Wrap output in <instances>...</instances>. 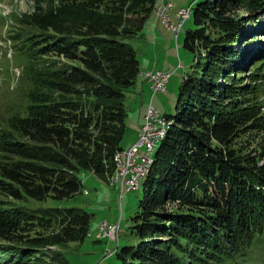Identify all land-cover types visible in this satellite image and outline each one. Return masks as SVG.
<instances>
[{
    "label": "trees",
    "instance_id": "1",
    "mask_svg": "<svg viewBox=\"0 0 264 264\" xmlns=\"http://www.w3.org/2000/svg\"><path fill=\"white\" fill-rule=\"evenodd\" d=\"M29 1L0 15L27 84L0 124V264H65L58 248L82 243L92 215L16 201L71 198L81 170L113 176L141 74L128 41L158 0ZM192 17V71L131 218L138 243L118 264H236L254 243L264 261V43L250 47L264 37V0H204Z\"/></svg>",
    "mask_w": 264,
    "mask_h": 264
},
{
    "label": "rangeland",
    "instance_id": "2",
    "mask_svg": "<svg viewBox=\"0 0 264 264\" xmlns=\"http://www.w3.org/2000/svg\"><path fill=\"white\" fill-rule=\"evenodd\" d=\"M203 1L158 0L157 2L160 5L168 2L173 4L174 7L169 11V14L174 23H177L175 16L179 9L186 8V13L191 10V17L182 25L177 39L173 32L168 30L154 14L157 19L156 22L160 23L159 29L156 28V23L152 24L154 21L152 15V18L150 17L146 22L141 35L128 41L137 51L141 70L148 71L146 73L160 71L169 74L170 77L164 94H153L150 84L141 75L137 80L139 83L137 85L140 86L138 101L131 103V91L126 94V133L121 142L122 148H127L137 141V139L133 138L136 130L143 125L144 116L149 107L159 111L161 117L175 114L180 84L184 76L191 73L193 64V55L185 50L183 42L186 32L195 29L192 17L193 10L198 3ZM30 9L31 2L29 0H0V15L4 17H9L13 12L27 13ZM10 25V21L7 24L0 23L1 125L4 124V120L9 113L8 110L25 105L24 95L27 90V84H23L20 81L22 74L21 65L14 58V49L8 42L7 35ZM263 25L264 21L261 20L260 25L255 29H259ZM152 30H156L160 37L157 46L152 45ZM263 43L264 37L255 41L250 47L251 49H256ZM141 85H143V90ZM135 128L137 129L135 130ZM153 156L154 154L152 153L151 158ZM77 176L83 186L80 193L71 198L61 200L47 198L37 201L26 197L16 201V205L25 206L32 210L76 208L91 214L90 232L87 238L82 243H68L58 248L63 255L65 264H118L115 252L122 247L134 246L138 243L136 235L131 233L130 228L131 218L135 215L138 201L143 194L144 179L139 180L136 191H128L127 187H124L121 191L119 184L114 185L112 183V176L107 182L100 180L86 170H81ZM103 223L119 226L116 240H98L96 238ZM236 264H264L261 258V250L257 243H254L245 257L239 258Z\"/></svg>",
    "mask_w": 264,
    "mask_h": 264
},
{
    "label": "built area",
    "instance_id": "3",
    "mask_svg": "<svg viewBox=\"0 0 264 264\" xmlns=\"http://www.w3.org/2000/svg\"><path fill=\"white\" fill-rule=\"evenodd\" d=\"M172 9L173 7L169 3L163 4L161 10H159L158 19L162 21L163 25L168 30L173 32L177 39L180 27L187 21L186 8H181L176 12L175 18L177 23H174L169 14V11ZM169 77V74L160 71H152L144 74L145 81L150 84L153 94L165 93ZM167 120L165 116L161 117L159 111L152 107H149L147 110L137 141L132 144L127 151H124L125 166H120L121 191L124 187H127L128 191H136L137 184L143 175L146 162H149L152 147L160 138L162 122ZM103 225H109V232H100L98 240H116L115 238L118 236L119 226L110 223Z\"/></svg>",
    "mask_w": 264,
    "mask_h": 264
},
{
    "label": "bare ground",
    "instance_id": "4",
    "mask_svg": "<svg viewBox=\"0 0 264 264\" xmlns=\"http://www.w3.org/2000/svg\"><path fill=\"white\" fill-rule=\"evenodd\" d=\"M169 4L172 5V7H174L173 4H171V3H169ZM161 6L162 5H160V4L156 5L155 11H154V14L157 16V18L159 17V10H161ZM190 17H191V12L189 10L186 13V20L188 21L190 19ZM180 29H181V27H180ZM180 29H179V31H180ZM179 31H178V35H179ZM169 125H170V123L168 120L162 122V130L160 131V138L157 140L155 145L152 147L151 154L152 153L154 154V151L156 150L158 144H160V142L164 138L165 132H166ZM127 150L128 149H123L119 153H117L116 158H115V171H114L113 176L111 177L112 183H114V185L119 184L120 187H121L120 166H125L124 151H127ZM151 163H152V158L150 155L149 162H146L145 168L143 170V175L140 179H144L147 176ZM137 188H138V184H137L136 189ZM103 224H108V223H103ZM103 224L101 225L100 231H99L98 235L96 236L97 239L100 237V232H109V225H103Z\"/></svg>",
    "mask_w": 264,
    "mask_h": 264
},
{
    "label": "crops",
    "instance_id": "5",
    "mask_svg": "<svg viewBox=\"0 0 264 264\" xmlns=\"http://www.w3.org/2000/svg\"><path fill=\"white\" fill-rule=\"evenodd\" d=\"M158 4H159V3L157 2L156 5H158ZM152 15H153V16H152ZM152 15H151V16L154 17V21H153L152 24L156 23V28L159 29V24H160V23H159V22H156V21H157L156 16H155L154 14H152ZM151 16H150V17H151ZM152 17H151V18H152ZM149 19H150V18H149ZM149 19H148V20H149ZM148 20H147V21H148ZM145 25H146V23H145ZM169 32H170V31H169ZM159 40H160V37H159V34L157 33V31H156V30H152V31H151V41H152V45H153V46H157V43L159 42ZM139 63H140V62H139ZM147 68H148V67H147ZM140 71H141V74H140V75L142 76V78H144L143 75H144L146 72H148V71H144V70H141V69H140ZM137 84H139L138 81H136L135 86H134L132 89H130V91H131V92H130V95H131V96H130V97H131V103H133V102H137V101H138V97H139V87H140V86H138ZM142 87H143V85H141V89H142ZM142 90H143V89H142ZM128 93H129V92H128ZM125 100H126V99H125ZM129 100H130V99H129ZM131 103H130V105H132ZM136 129H137V128H135V130H136ZM139 132H140V129L136 130V133H135V136H134L133 139H137V138H138ZM125 133H126V131H125ZM124 136H125V135H124ZM123 139H124V138H123ZM133 139H132V140H133ZM129 146H130V145H129ZM129 146H128V147H129ZM128 147H127V148H128ZM127 148H122V149H127Z\"/></svg>",
    "mask_w": 264,
    "mask_h": 264
}]
</instances>
